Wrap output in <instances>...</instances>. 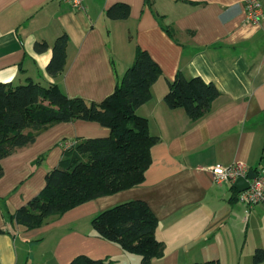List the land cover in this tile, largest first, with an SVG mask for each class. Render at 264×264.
I'll use <instances>...</instances> for the list:
<instances>
[{
    "label": "crops",
    "instance_id": "crops-1",
    "mask_svg": "<svg viewBox=\"0 0 264 264\" xmlns=\"http://www.w3.org/2000/svg\"><path fill=\"white\" fill-rule=\"evenodd\" d=\"M258 1L261 14L253 20L246 0H149V5L145 0H83L81 10L60 0H0L2 82H55L70 97L100 101L113 92L138 47L163 72L151 86L150 100L137 109L158 137L144 180L31 229L6 221L0 205V228L6 230L0 233V264H69L82 254L108 257L111 264H139V255L97 236L90 223L103 209L131 199L144 200L158 219L156 237L164 243V255L152 264L213 259L254 264L255 249H264V202L241 203L233 183L215 182L209 166L243 162L249 171L264 170V0ZM117 3L129 6L127 18L107 16ZM63 34L68 37L66 62L52 76L46 65ZM37 42L48 48L37 51ZM178 71L212 82L220 91L199 120L164 102L167 79ZM109 133L98 122L82 119L49 127L2 159L0 198L13 212L38 194L47 170L61 158L62 138L68 143ZM46 151L47 167L32 163Z\"/></svg>",
    "mask_w": 264,
    "mask_h": 264
},
{
    "label": "trees",
    "instance_id": "trees-1",
    "mask_svg": "<svg viewBox=\"0 0 264 264\" xmlns=\"http://www.w3.org/2000/svg\"><path fill=\"white\" fill-rule=\"evenodd\" d=\"M145 3L150 4L149 0ZM129 13L130 8L124 3L114 4L106 11L110 19H124ZM166 31L170 33L169 29ZM67 42L68 37L63 34L52 45L46 65L48 74L56 76L63 71ZM47 48L46 42L35 44L37 51ZM162 76L160 66L138 47L133 63L118 78L113 92L100 101L70 97L55 82L42 85L30 78L19 84L0 81V177L4 173L2 159L33 143L57 123L82 119L96 121L110 130L108 136L78 137L68 143L62 138L58 142L63 145L61 158L47 170L38 194L13 212L0 198L6 221L26 229L36 228L47 218L60 216L84 202L140 184L152 161L151 146L158 137L150 134L147 118L139 115L137 109L150 100L151 86ZM219 96L220 91L212 82L199 76L187 78L178 71L173 80L167 79L163 99L169 108H182L196 121L210 112ZM44 154L33 163H41ZM90 223L97 236L139 255V264H152L153 258L164 255V243L156 237L158 219L144 200L131 199L110 206L94 215ZM5 231L0 228V233ZM252 261L264 262L263 248L255 249ZM111 263L108 257L94 259L82 254L69 264ZM193 264L220 262L213 259Z\"/></svg>",
    "mask_w": 264,
    "mask_h": 264
},
{
    "label": "built area",
    "instance_id": "built-area-1",
    "mask_svg": "<svg viewBox=\"0 0 264 264\" xmlns=\"http://www.w3.org/2000/svg\"><path fill=\"white\" fill-rule=\"evenodd\" d=\"M67 2L73 9L81 10L84 7L83 0H60ZM245 8L250 19L257 20L261 14L258 0H246ZM213 179L217 183H234L239 177H244L249 172L247 164L233 162L227 165L213 164L209 166ZM236 199L247 206H253L264 202V170L258 168L254 178L249 180L248 188L237 191Z\"/></svg>",
    "mask_w": 264,
    "mask_h": 264
},
{
    "label": "water",
    "instance_id": "water-1",
    "mask_svg": "<svg viewBox=\"0 0 264 264\" xmlns=\"http://www.w3.org/2000/svg\"><path fill=\"white\" fill-rule=\"evenodd\" d=\"M254 176H255V173L252 170H250L246 176L239 177L234 181L233 183L234 188L237 189V191L248 188L249 180L254 178Z\"/></svg>",
    "mask_w": 264,
    "mask_h": 264
},
{
    "label": "rangeland",
    "instance_id": "rangeland-1",
    "mask_svg": "<svg viewBox=\"0 0 264 264\" xmlns=\"http://www.w3.org/2000/svg\"><path fill=\"white\" fill-rule=\"evenodd\" d=\"M48 152L46 151V154H44V159L42 160V163H41V165L42 166H46L45 164L47 163V160H45L46 158H48ZM34 161V160H33ZM33 161H32V163H33ZM33 164H35V163H33ZM47 167V166H46ZM48 169V168H47ZM51 169V168H50Z\"/></svg>",
    "mask_w": 264,
    "mask_h": 264
}]
</instances>
